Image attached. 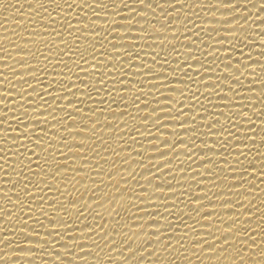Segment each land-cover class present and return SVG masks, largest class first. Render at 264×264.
I'll list each match as a JSON object with an SVG mask.
<instances>
[{
    "label": "bare ground",
    "instance_id": "6f19581e",
    "mask_svg": "<svg viewBox=\"0 0 264 264\" xmlns=\"http://www.w3.org/2000/svg\"><path fill=\"white\" fill-rule=\"evenodd\" d=\"M70 2L71 0H69ZM101 2L108 3L109 8L78 9L73 5L71 8L65 7V11L67 13L74 12L81 21H84L86 16H91L93 12L101 13L100 16H91V19L97 21L98 25H106L105 28H97L96 31H102L108 35L112 32L113 27H116L113 34L108 35V40L104 41L106 44L113 39H123L119 35L128 32V39L124 43L138 46L139 53L133 51V56H140L142 62L133 59L130 66L129 58L125 57L120 61H114L113 65H109L122 69L128 74L122 76L121 79H132L130 83L135 82V79H138L136 76H139L140 73L132 71H136L134 68L143 67V64L146 63L155 64L154 72L158 70L169 78L172 75L196 76V72L199 71L200 77L194 78L200 82L187 81L185 78L190 88L184 89L188 97H197H192L189 100L179 95L180 90L169 92L168 89H161V91L165 95L181 101L185 107L194 105V107L185 108L188 116L194 115L195 112L202 114L198 115L195 121L168 120L166 117L167 127H162L154 125V118L145 116L150 111H157L156 108H151L155 107V104L151 105L155 103L154 97L159 96L155 90L156 85H140V87H144L145 92L151 87L152 91L148 96L137 92L135 97H132V92L124 91L122 94L129 97L128 105L121 103L125 97H117L115 92L112 97H109L104 89L100 90L99 96H96L97 93L93 91L92 95L97 100L101 98L109 100L108 103L111 104L114 112L107 111L108 104H92V101L89 100L87 103L90 106L104 107L106 111L91 117H83L79 113L69 112V116L76 115L72 119L77 122L70 123L68 126L88 129V126L82 123L84 119H88L91 123L93 119L103 121L105 117L108 119L115 117L113 124H97L96 129H88L94 133L91 136H86L84 133H69L63 137V139H71L72 136H76L77 139H88V145L69 144L67 146L84 147L85 149L80 151H85L83 155L87 159H81L80 154L75 150L73 153H69L68 156L73 159L68 161V165L62 166L68 168L69 171H66L62 176L55 177L54 180L50 174H46L51 180L49 187L53 191L49 192L44 189V192L39 193L44 196V199L37 200L33 204L34 208L45 204L44 211L48 217L54 218L57 223L67 222L73 227L61 228L57 233H51L46 231V228L50 226V220L40 212H36L35 215L20 213L11 221H7V218L0 214V257H8V259L0 260V264H232V261H236V264H244V262L260 264L261 261H264V257L259 255L264 251V245L259 247H249V245H256L262 239L258 233L264 231V221L260 219L261 216H264V204L261 203L264 201V175H261L259 171L260 161L264 157L257 156V152L264 153V83H262L264 82V9L258 11L259 5L264 3V0H240L236 9L215 6L217 3H231L233 0H182V4H175V8L160 7L162 4H173L175 0H146V4H151V8L138 6V4L132 3V0H124L123 4H121V0H114V4L118 6L115 11H112L113 0H101ZM37 3L42 6L37 7ZM196 3L201 4L202 7L191 6ZM59 11L49 0H0V48L8 49L7 53L0 50V57H7V59L0 60V92L13 93L9 97L0 96V100L4 101L0 102V112L8 114L7 117L0 116V120L7 121L6 125L0 124V156L7 155L9 165L13 162L19 163L18 160L14 161L13 150L16 145L11 141L19 139L15 132L19 131L23 125L15 117L25 120L30 115L37 117L47 115L49 116L47 122H43L41 120L43 118L36 121L29 119L27 122L34 125L35 128L43 126L44 130L48 131L52 125L59 123L51 117L62 115L63 109L57 106L67 103L63 97H59L53 105L55 108L53 110L47 106L53 104L52 95L55 93L48 96L42 91L53 79L60 80L58 75L63 65L57 67L56 61L69 60V57L75 59L71 53L64 56V53L59 52L55 46L61 39L69 41L72 39L66 34L58 36L54 32L61 19H68V17H60ZM140 12L143 13L137 15ZM245 13L246 15H242ZM53 16L56 17L55 20L51 19ZM222 16L229 18L219 19ZM113 19L119 23L114 25ZM129 19L133 20L131 21L132 25H128L129 21L127 20ZM236 20H239L240 25H244V27H240V25L234 29L222 27L229 23H233L231 26H235ZM182 21L183 23H181ZM72 23L75 24L77 21L73 19ZM141 26L143 27L141 28ZM84 31H92V28L80 29V32ZM173 31L176 33L175 36L172 35ZM230 31H235L237 37H231L234 33H222ZM218 33L229 37L218 35ZM77 36H80V33H77ZM241 36L251 42L246 43L240 40ZM137 37H144V39H137ZM165 37V43L159 44L160 39ZM98 40H103V37H99ZM167 40L172 41L168 43ZM221 40H223L222 44L216 43ZM78 42L84 43L85 38L80 36ZM117 42L119 43V41ZM25 43L29 44L28 48L16 47ZM87 43H92V41L88 40ZM171 44H176L175 52H173ZM234 45L242 46L243 52L238 53L237 48L233 47ZM121 46L123 45L110 44L108 48L109 51H112L111 47ZM60 47L64 48L65 52L68 51L63 44ZM185 48H191L192 54L196 55V59H199L198 61L195 59L187 61V64L193 65L190 69L184 63L185 56H189V53L185 52ZM204 48H207L209 53L217 51V55L209 54L205 59L206 54L201 51ZM229 48L232 50L231 59L234 66L238 62L237 58L247 59V65L241 64L240 69H224L229 67L224 63L225 55L229 54L226 50ZM128 50L132 51V47L129 46ZM119 51L123 53L124 49L121 48ZM49 52H51L50 56ZM56 52H59V55ZM154 52H160V55L156 56V61L167 59L168 63L164 64L163 68H160L161 64L151 60V55H156ZM165 52L168 53L167 57ZM18 53H34L35 55H30L22 60L18 58ZM108 54L111 55V53ZM100 59L103 60V56H100ZM37 62L40 63L36 68L23 67ZM177 63L187 72H170V66L175 68ZM200 65L209 70L205 71ZM69 66L73 67L71 64ZM73 70L79 72V69L74 68ZM32 71L37 72L39 79L27 75ZM64 71L65 75L71 74L67 73V69ZM145 71L152 70L145 69ZM231 72L239 76L240 80L231 81L232 88L230 89L229 81H223V83L221 81L230 80L226 74ZM72 75V79L75 80V75ZM80 75L83 79L89 80V77L84 73H80ZM109 75H118V73L114 71ZM5 76H7V80L4 79ZM20 76L25 78L23 80L16 79ZM155 82L153 81V83ZM168 82L171 80L166 81V83ZM57 83H66V81H57ZM29 84H35V87H28ZM83 87L81 85L82 89ZM108 87V91H112L110 83ZM129 87H131L130 84ZM178 87H183V85ZM20 88H26L27 91L22 93L18 91ZM212 88H215V92ZM51 91L53 89L49 88V92ZM225 93L228 97L224 95ZM22 96L31 103L21 100ZM163 98L160 96L161 101ZM143 100H148L151 107L148 108V105L142 103L139 110L132 107L134 103ZM84 103V101H80L78 107L84 108ZM167 103H172V101L169 100ZM224 104H228V106H224ZM41 106H43L41 112L34 113L32 111L33 108ZM125 107H127V112H121ZM25 108L28 109L27 113L23 111ZM84 110L94 111L89 108H84ZM243 111L247 113V117L240 115V112ZM161 115L169 114L161 113ZM170 115H179V113L173 111ZM213 115L219 116L222 127L215 125L211 128V124L218 123L217 120H212L211 116ZM159 118L161 117H155V119ZM248 119L253 123H250ZM140 120H148L149 124L141 125L139 124ZM202 120H205V123L211 122V124H202L200 123ZM185 122L195 123V129H186L189 127L188 125H185V129L178 127L179 124ZM117 123L121 128L119 132L115 130ZM108 128H113L114 131ZM137 129L141 133L151 132L153 135H137ZM55 130L53 128V131H49V135L57 134ZM172 131H176L171 133L172 135L182 136L185 140L188 139V135H191L192 131H196V136L192 139L195 140L197 148L192 153H188L184 151V145H178L187 143V141L177 140L176 144H173V148L178 145L179 152L167 151L166 147L164 148L165 152L155 151L169 143L163 139L167 138L170 141L174 139V137L168 136ZM4 133H7L6 137ZM186 133L188 135H185ZM224 135L228 136L227 140L222 139ZM130 136H137V138L131 140ZM233 136L241 139L236 140ZM40 138L47 139L43 136ZM103 140H107L108 144H104ZM152 140H156L153 141L155 144L149 143ZM93 141L95 143H92ZM201 142L207 143L213 149H200L204 147ZM49 143L55 144L54 141H49ZM220 144L228 147H220ZM67 147L64 149L65 151H67ZM133 149L139 151H133ZM23 150L22 148L21 151ZM37 151L39 150L37 149ZM116 153H121V155H116ZM129 153L131 156L128 155ZM204 153H206V158L212 159L207 161L212 165L202 167L206 161H201L200 154ZM164 155H168V157H162ZM188 156H192V159L182 162ZM237 156H239V162L235 159ZM57 158L65 159L66 157L57 153ZM167 159L169 160L166 161ZM126 161L128 162L126 163ZM249 161H253V165L256 164L254 169L251 168L253 165H250ZM80 163L86 165L85 168L73 167ZM165 164L171 165L165 167ZM0 166L7 167L3 160H0ZM243 168H247L248 173H242L240 170ZM192 169L196 171H191ZM7 171L15 175L13 168L7 167ZM22 174L27 173L25 171ZM242 176H247V180L255 179L254 184H246V180L241 178ZM146 177H151V179L147 180ZM192 177L196 179H192ZM234 177L235 180H233ZM6 179L7 177H4V173L0 171V190L9 191L21 183L20 180H17L16 185L10 183L5 185ZM165 181H170V183H165ZM57 183L60 184L59 188H56ZM156 187H163V189L157 190ZM237 187L239 189H235ZM201 190L203 192H198ZM237 190L239 191L237 192ZM204 192L211 199L193 194L204 195ZM9 195L12 199L17 198L12 191H9ZM197 199L205 200L204 204L200 206L203 208L202 212L200 208H194L199 206V202L192 200ZM0 200H7V198L0 195ZM134 201L136 204H132ZM163 201L168 203H163ZM5 203L7 202L0 201V204ZM29 203H33V201L29 200ZM229 203L233 205V208H230L232 205H226ZM88 204L91 205V208L88 207ZM71 205H76L79 212L75 211V207ZM3 206L0 205V207ZM7 207L11 208V212L4 213L5 216L18 211V207L10 203L7 204ZM57 210L68 219L61 221L60 217L56 216ZM189 211L192 216L185 215ZM157 215L160 217L156 218L160 219L152 220V216ZM209 215L212 217L207 220L202 219ZM229 216H235L236 219L229 220ZM36 217H39V220ZM178 217H182V219H178ZM21 219L28 220V224L18 223ZM246 224H251L257 231L252 232L238 226L232 233L224 232L225 228ZM89 227L94 228L95 231L88 232L83 237L79 236L80 231ZM153 227L161 228L163 234L160 235L159 241L154 239L157 233L150 230ZM20 228H27L37 235L25 236L18 231ZM173 228L178 234L169 231ZM240 231L257 236V240H249L247 236H236L235 233ZM67 233H76V235L69 236ZM45 236L48 237L47 241L41 239ZM61 236L64 237V240H60ZM197 236L203 237V239H193ZM5 237H9V239H5ZM225 239H229L230 242L223 244ZM177 241L178 243H176ZM26 242L44 246L42 248L25 247ZM160 244H164V247L161 248ZM200 244H203L202 248L198 247ZM221 244H223V248L219 247ZM80 249H85V251H80ZM149 249L151 250L149 251ZM235 249H240V252L233 255ZM25 252L30 255H13V253ZM141 252L142 256L139 255ZM241 255H244V261L239 260Z\"/></svg>",
    "mask_w": 264,
    "mask_h": 264
},
{
    "label": "snow or ice",
    "instance_id": "6c2138e0",
    "mask_svg": "<svg viewBox=\"0 0 264 264\" xmlns=\"http://www.w3.org/2000/svg\"><path fill=\"white\" fill-rule=\"evenodd\" d=\"M49 2L51 4H54L56 6V8H58L59 11V16L60 17H68V19H61L58 24H57V28L54 29V32L56 35L61 36V35H67L69 37H72V39L69 41L68 39H61L58 43H56V48L59 49V52H63L64 56L68 55L69 53H71V56H74L75 59H72L71 57H69V60H59L56 61L55 65L57 67H60V65H63V68L60 70V74L58 75L60 77V80H56L53 79L52 81L49 82L47 87L43 88V92L45 93V95H52L53 93H55V95H52L53 97V104L52 105H48L47 107L49 108H53V105H55V101L57 98L59 97H63L64 101H67L66 104L62 103L60 105H58L57 107L63 109V111L61 112L62 115H58V116H52L51 119L58 121L59 123L57 125H52L48 131H45L43 126L39 127V128H35L34 125L29 124L27 121L30 119L32 121H36L37 119H41L43 122H47L49 119L47 115L42 116V117H37L35 115H30L27 116L25 118V120H20V117H15V119L22 124V128L19 131L15 132V135L19 137L18 140H13L11 141L12 144L16 145V148L13 150V157H14V161H19V163H15L13 162V164L9 165L8 161H9V157L7 155L5 156H0V160H3L4 165H6L7 167H11L13 168V171L15 172V175H13V173H10L7 171V167L4 166H0V171H2L4 173V177H7V179L4 181L5 185H8L9 183L12 185H16V181L20 180V185L16 186L13 189H9V191H12L14 193V195L17 197L16 199H12V197L9 195V191H3L0 190V195H2L3 197H6L7 200H0V201H6L7 203L5 204H0V205H4L3 207H0V214H2L3 217L7 218V221H11L14 219V217L18 216L20 213H24L25 215H28L29 213H31L32 215H35L36 212H40L41 214H43L45 216L46 219L50 220V226L46 228V231L51 232V233H57V231L61 228H72L73 225L69 224L67 222L61 224V223H57L56 220L54 218L48 217L47 213L44 211V207L45 204H42L40 207L38 208H34L33 204L35 201L37 200H43L44 196L39 195V193L44 192V189H47L49 192L53 191L52 188L49 187V185L51 184L50 181L48 179V175L46 174H50L52 176V179L54 180L55 177H59L65 174L66 171H69L68 168L66 167H62V166H66L68 165V161L70 159H73V157H69L68 154L69 153H73V150H75L76 152H78L80 154L81 159H87L86 156H84V152H81V149H85L84 147H67L69 144H76V145H80V146H84V145H88L89 141L88 139H84V138H80L77 139L76 136H72L71 139H63V137L67 136L69 133H84L86 136H91L94 135V133L90 132L88 129H96L97 128V124L100 123H107V124H113V121L115 120V117H113V119H108L107 117H105V119L103 121L100 120H96L93 119L91 123H89L88 119H84L82 121L83 124L88 126V129L85 128H81L79 126L76 127H70L68 126L70 123L73 122H77L76 120H73L72 118L76 115H72L69 116L68 113L69 112H75V113H79L80 116L83 117H91L92 115H97V114H102L106 111V109L104 107H93L90 106L89 103H87V101L91 100L92 104H98V105H105L108 104L109 107L107 109V111L109 113L114 112V109L111 108V104L108 103L109 100H105L103 98L97 100L93 95L92 92L95 91L97 93L96 96H99L101 93V89H104V92H107L109 97H112L113 92H115V95L117 97H125V99H123L121 101V103H123L124 105H128L129 104V97L124 96L122 93L124 91H129L132 92V97H135L136 93L139 92L144 96H148L149 93L152 91L151 87L149 88V90L147 92L144 91V87H140L141 84H150V85H156V92L159 93V96H155V103H152L151 105L155 104V107H151V105H149V101L148 100H143L140 101L139 103H134L132 105V107L134 109L139 110L140 108V104H145L148 105V108H156L157 111L153 112L150 111L148 112L145 116L148 117H152L154 118V125H160L162 127H167V125L165 124V118L167 117L168 120H179V121H186V120H191V121H195L196 117L198 115H201V112H195L194 115L188 116V112H185V108H189V107H194V105H190L189 107H185V105L179 101L174 99L173 97L169 96V95H165L164 92L161 91V89H168L169 92H176V90H180L179 95L181 97H184L185 99H189L191 100L192 97H197V96H192V97H188L186 95L187 92L184 91V89L186 88H190V86L186 83V79L187 81L191 80L194 81L196 83H199L200 81L198 79H195L194 77H200V72L197 71V75L196 76H181V75H172L171 78H169L168 76H165L163 72L160 71H155L153 70V66H155V64L152 63H146L143 64V67H139V68H134L136 69V71H132L134 73H140L138 77V79H135V82H131L132 80L129 79H121L122 76H127L128 74L123 72L122 69H118V68H114L112 66L109 65H113L115 62L114 61H120L121 59L127 57L129 58V64L131 66L132 60H140V62H142L141 57L140 56H133V51H135L136 53H139V51L137 50L138 46L135 44H127L124 43V41L126 39H128V32L126 31L125 34H121L119 35L120 37H123V39L121 40H110L108 41V43H104V41L108 40V35H112L113 31L116 27H113L112 32L109 33L108 35H105L104 32L102 31H96L97 28H105L106 25L101 24L98 25L96 22L97 21H93L91 19V16H100L101 13L98 12H93L91 14V16H86V19L84 21L80 20V17L75 15V13H67L65 11V7L71 8L73 5L76 6V8L78 9H85V8H101V9H107L109 8V4L108 3H103L101 2V0H71V2L69 3V0H49ZM240 0H233V2L231 3H217L215 6L218 7H222V8H228V9H236V5L237 3H239ZM124 3V0H121V4ZM132 3L134 4H138V6L141 7H148L151 8V4H146V0H132ZM175 4H182V0H175V3L173 4H168V5H160V7H172L175 8ZM42 5L40 3H37V7H41ZM195 8H200L202 7L201 4L196 3L194 5H191ZM118 7L116 4H114V0H113V7H112V11H115V8ZM264 9V3H261L259 5V10ZM153 11H155V9H153ZM238 11V9H237ZM143 12L137 13V15H140ZM51 15V14H50ZM232 15H235V13H232ZM242 15H246L242 14ZM213 16H215V13H213ZM228 16H222L219 19L221 20H226L228 19ZM51 19L55 20L56 17H51ZM75 19L77 21V23L73 24L72 20ZM129 21L128 25H132L131 19L127 20ZM235 26H231L233 25V23H229L227 25H223L222 27L227 28V29H234L237 25H240V21L236 20L235 21ZM112 23L118 24L119 22L116 21L115 19H113ZM183 23V21L181 22ZM231 26V27H230ZM92 28V31H84V32H80V29H89ZM143 26H141L142 28ZM154 27V25H153ZM213 27H215V25H213ZM219 27H221L219 25ZM240 27H244V25H240ZM164 29V28H162ZM44 31H46V29H43ZM165 30V29H164ZM187 30V29H186ZM77 33H80V36H83L85 38V42L84 43H79V39L80 36H77ZM222 33H234L233 38L237 37V33L235 31H230V32H222ZM222 33H218V35H222L225 37H229L227 35H223ZM172 35L175 36L176 33L175 31L172 32ZM99 37H103V40H98ZM144 39V37H137V39ZM7 39V38H5ZM45 39H47V37H45ZM165 39H160V43L159 44H164L165 43ZM240 40L245 41L246 43H250L251 41L247 40L246 37H239ZM90 40L92 41V43H87V41ZM133 40V39H132ZM119 41V43L117 42ZM168 43H171L172 40H167ZM223 40L221 41H216V43H220L222 44ZM63 44L65 48L68 49V51H64V48H61L60 45ZM123 45L121 47H111L112 51H109L108 45ZM173 46V52L176 51V44H171ZM29 44L25 43L23 45H17L16 47H23V48H28ZM131 46L132 47V51L128 50V47ZM50 47V46H49ZM233 47L237 48V52L238 53H242L243 52V47L242 46H238V45H234ZM123 48L124 52L121 53L119 51V49ZM0 50H2L3 52L7 53L8 49L7 48H0ZM83 50V51H82ZM162 51V50H161ZM205 55V59L208 57L209 54H211L212 56L217 55V51H212L211 53H209V51L207 50V48H204L201 50ZM59 52H56L57 55H59ZM185 52L189 53V56H185V60L184 63L185 65H187V67L190 69L191 67H193V65L187 64L188 60H192L195 59V61H198L199 59H196V55H193L191 51V48H185ZM226 52H229L228 55H225L226 59L224 60V63L226 65H228L229 67H225L224 69H231V68H235V69H240L241 68V64H245L247 65L248 61L247 59H239L237 58V63H235V66L232 62L231 59V53L232 50L229 48L228 50H226ZM50 53H48V55L50 56ZM108 53H111V55H109ZM156 53V55H151V60L156 61V56L160 55V52H154ZM98 54V55H97ZM119 54V55H117ZM18 58L19 59H26L28 56L30 55H35L34 53H18ZM168 53L165 52V56L167 57ZM100 56H103V60L100 59ZM7 59V57H0V60H4ZM40 62H37L36 64H28V65H24L23 67H30V68H36L38 67ZM157 64H161L162 66L160 68H163L164 64H167L168 61L167 59L163 60V61H156ZM69 64H71L73 67H70ZM87 67H86V66ZM201 68H203L205 71H208L209 69L206 67H203V65H200ZM74 68L79 69V72H74ZM64 69H67V73H71V74H67L65 75V71ZM145 69H151L152 71L150 72H146ZM55 70V69H54ZM117 72L118 75H109V73H113V72ZM170 72L172 73H181V72H187L185 70V68H180V64L177 63L176 67L173 68L172 66H170ZM80 73H84L85 76L89 77V80H85L81 77ZM72 74L75 75V80L72 79ZM151 74V75H149ZM28 76H32V77H37V72L36 71H32L27 73ZM228 77H230V80H222L221 83H223V81H229V88H232V83L231 81H239L240 77L237 75H234L233 72H231L230 74H226ZM25 77L24 76H20V77H16V79H20L23 80ZM186 78V79H185ZM5 80H7V76L4 77ZM37 79H39L37 77ZM169 79L171 80V82L166 83V81H169ZM57 81H66V83H57ZM77 81H79V83H77ZM153 81H156L155 83H153ZM109 83L112 85L111 89L112 91H108L109 87ZM264 83V82H262ZM129 84L131 85V87H129ZM81 85H83V89L81 88ZM180 85H183V87H178ZM99 86V87H98ZM10 87V85H9ZM28 87H35V84H29ZM49 88H52L53 91L49 92ZM207 88V87H206ZM213 91L215 92V88H212ZM79 90V91H77ZM18 91L20 92H26L27 89L26 88H20L18 89ZM191 91L192 88H191ZM231 92V91H229ZM65 93H68V95H65ZM79 93V95H77ZM85 93H87V95H85ZM13 93L11 92H0V96H4V97H9L12 96ZM31 95V94H30ZM36 95H39V93H36ZM225 96H227V94H224ZM241 96L242 93H240ZM160 96L164 97L163 101H161ZM71 97V98H69ZM132 97H131V101H132ZM228 97V96H227ZM21 100H23L25 103H31L29 101H27L26 97H21ZM138 99V97H137ZM112 100V99H110ZM171 100L172 103H167V101ZM229 100V99H227ZM80 101H84V108H89V109H94V111H85L84 108L78 107V104ZM0 102H4L3 100H0ZM114 102V101H113ZM231 103H233V101H231ZM4 105V104H3ZM179 105V106H177ZM161 106H166V107H161ZM224 106H228V104H224ZM5 107H7V105H5ZM43 110V106L41 107H36L33 108L32 111L34 113L37 112H41ZM53 110H55V108H53ZM203 111V109H201ZM23 111L25 113L28 112V109L25 108L23 109ZM176 112L179 113V115H170V113L172 112ZM121 112H127V107L123 108V110ZM161 113L163 114H169V115H161ZM7 113L6 112H0V116H5L7 117ZM240 115L243 117H247V113L246 112H240ZM65 117H67V119H65ZM155 117H161L159 119H155ZM212 120L215 119L218 121L217 124H211L210 123H205V120L200 121V123L202 124H211V128H213L215 125H220V127H222L223 125L220 124V120H219V116H211ZM250 123H253L250 119H248ZM148 120H140L139 124L147 126L149 123ZM0 124H7L6 120H0ZM185 125H188L189 127L186 129H195L196 125L195 123H181L178 125L179 128L181 129H185ZM53 128H55V132L57 134L55 135H49V131H53ZM135 128V125L133 126V129ZM110 130H113V128H108ZM115 130L117 132L121 131V128L119 127V124L117 123L115 126ZM225 131H227V129H225ZM176 131H172L169 132L170 134L168 136H172L174 137L173 140H169L167 138L163 139V140H167L169 141V143L163 145L162 147L157 148L155 151L158 152H165L164 148H167V151H171L173 153L179 152L177 150V146L178 145H184V151L188 152V153H192L194 149L197 148V144L195 142V140L192 139V137L196 136V131H192L191 135H188L187 133L185 135H188V139L185 140L182 138V136H174L171 133H174ZM137 135H153V133L148 132V133H141L139 132V130H136ZM223 133V132H222ZM230 134V133H229ZM4 136H7V133H4ZM46 137L47 139H41L40 137ZM137 138V136H130L129 139L131 140H135ZM233 138H235L236 140H240V137L237 136H233ZM117 139H119V137H117ZM223 140H227L228 136H223L222 138ZM177 140H183V141H187V143H180L178 144L175 148H173V144H176ZM49 141H54L55 144L53 143H49ZM153 141L156 140H152L149 141V143L155 144L153 143ZM92 143H95V141H93ZM104 144H108L107 140H103ZM202 145H204V147L200 148V149H204V148H208V149H213V147L209 146L207 143L201 142ZM189 145H191V147H189ZM67 147V151H65L64 149ZM220 147H228L224 144H220ZM24 149L23 151H21V149ZM37 149L39 151H37ZM93 151H95V149H93ZM133 151H139L137 149H133ZM57 153H59L60 156L66 157L65 159H58L57 158ZM116 155H121V153H116ZM129 156H131V154H128ZM201 156V161H206V163H204L202 165H212L210 162L207 161H211V158H206V153L204 154H200ZM257 156L260 157H264V153H260L257 152ZM33 157H35V159H33ZM162 157H168V155H164ZM179 158V157H178ZM192 156H188L185 157L184 160H182V162L187 161V160H191ZM238 162H239V156H237L235 158ZM169 159H167L166 161H168ZM26 161V163H25ZM128 161H126L127 163ZM98 163V161H97ZM261 163V168H260V174L264 175V159H261L260 161ZM250 165H253V161H249ZM33 165H35V167H33ZM171 164H165L164 166H170ZM86 165L83 164H78V165H73L74 168H85ZM88 167H90V165H87ZM256 164H254L251 168H255ZM170 169V167H169ZM19 170V171H17ZM161 171L163 169H160ZM27 174H22L23 172H25ZM97 171V170H94ZM191 171H196L195 169H192ZM242 173H248V169L247 168H243L240 170ZM79 174V172L77 173V175ZM201 174V173H200ZM129 175H131L129 173ZM254 176V175H253ZM15 177V178H13ZM247 176H242L241 178L246 180V184H254L253 180H247L246 178ZM147 180L151 179V177H146ZM192 179H196L195 177H192ZM225 179H227L225 177ZM233 180H235V177L233 178ZM165 183H170V181H165ZM179 183V181H178ZM60 184L57 183L56 184V188H59ZM157 190H161L163 189V187H156ZM169 190H171L172 188H168ZM235 189H239V187L235 188ZM239 190H237L238 192ZM198 192H203L198 191ZM143 193H147V192H143ZM205 193V192H204ZM22 194V195H21ZM161 194H164L163 192H161ZM196 196H205L207 199H211V197H207L206 193L204 195H198L197 193H193ZM44 195H47V193H44ZM165 195V194H164ZM189 199L191 200V198L189 197ZM29 200L33 201V203H29ZM194 202H199V206L198 207H194V208H200V206L202 204H204L203 202L205 200L203 199H197V200H192ZM10 203L13 206H17L18 207V211L15 213H12L11 215H4V213L6 212H11V208L7 207V204ZM85 203H87L85 201ZM163 203H168L167 201H163ZM262 204H264V201H261ZM132 204H136V202L134 201ZM154 205V203H151ZM226 205H232L231 203L226 204ZM72 207H75V211L79 212V208L76 207V205H71ZM88 207L91 208V205L88 204ZM25 208H27V211H25ZM233 208V205L232 207ZM155 209V208H154ZM203 208H200V211L202 212ZM168 210V209H166ZM205 212V211H203ZM207 212H212V211H207ZM80 215H83V213H80ZM185 215L187 216H192V213L189 211L188 213H185ZM197 215H199V213H197ZM56 216L60 217L61 221H66L68 219V217L62 216L61 212L59 210L56 211ZM153 219L152 220H159L160 218H156V217H160V216H152ZM212 217L211 215L207 216V217H202V219L207 220L208 218ZM37 220H39V217H36ZM76 219H79V217H76ZM178 219H182V217H178ZM229 220L232 219H236L235 216H229L228 217ZM260 219L262 221H264V216H261ZM210 221V220H209ZM18 223H22L27 225L28 224V220L26 219H21L20 221H18ZM42 223V222H41ZM244 227L249 229L252 232H256L257 230L255 228L252 227L251 224H246V225H234L232 227H228L224 229V232L226 233H232L234 231L235 227ZM188 227H191V225H188ZM151 231L157 233V235L154 236V239L159 241L160 240V235L163 234L161 233V228L160 227H153L150 229ZM19 232L23 233L25 236H36V233H33L31 231H29L27 228H20L18 229ZM95 231L94 228H86L82 231L79 232V236L83 237L85 236L88 232H93ZM170 232L176 233V229H169ZM178 234V233H176ZM67 235L72 236V235H76V233H67ZM236 236H240V237H244L247 236L249 240H253L256 241L257 240V236L255 235H249L248 232L246 231H240V232H236L235 233ZM258 235L260 237H262V239H260V241L256 244V245H249V247H259L261 245H264V231H260L258 233ZM5 239H9V237H5ZM41 239L47 241L48 237H41ZM105 239H107V236H105ZM193 239H203V237L197 236V237H193ZM60 240H64V237L61 236ZM230 240L229 239H225L223 244H227L229 243ZM165 243H167V241H165ZM178 243V241L176 242ZM223 244H221L219 247L223 248ZM25 247H35V248H42L44 245L43 244H33L31 242H26ZM160 247L163 248L164 244H160ZM198 247L202 248L203 244H200ZM151 249H149L150 251ZM80 251H85V249H80ZM129 251H132V249H129ZM213 251H215V249H213ZM240 252V249H235L233 252V255L237 254ZM13 255H24V256H28L30 255L29 253H13ZM139 255H143V253H139ZM244 255H247V253H244ZM244 255H241L239 257L240 261H244ZM260 256L264 257V251L259 253ZM4 259H8V257H0V260H4ZM232 264H236V261H232ZM244 264H247V262H244ZM260 264H264V261H261Z\"/></svg>",
    "mask_w": 264,
    "mask_h": 264
},
{
    "label": "clouds",
    "instance_id": "9594fccd",
    "mask_svg": "<svg viewBox=\"0 0 264 264\" xmlns=\"http://www.w3.org/2000/svg\"><path fill=\"white\" fill-rule=\"evenodd\" d=\"M57 259H59V257H57Z\"/></svg>",
    "mask_w": 264,
    "mask_h": 264
}]
</instances>
